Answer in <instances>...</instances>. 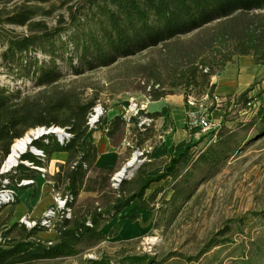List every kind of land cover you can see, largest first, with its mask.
<instances>
[{
    "label": "trees",
    "instance_id": "16d2710c",
    "mask_svg": "<svg viewBox=\"0 0 264 264\" xmlns=\"http://www.w3.org/2000/svg\"><path fill=\"white\" fill-rule=\"evenodd\" d=\"M16 1H22L16 10L0 9V31L7 34L1 57L11 70L33 72L32 78L41 89L26 93L0 86V163L9 156L15 141L29 131L42 127L65 129L72 135L65 143L56 138L57 134L33 143L46 152L47 159L28 153L23 160L46 168L53 153H69V160L54 175H44L63 198L69 197L72 216L57 221L55 241L39 237L40 232L47 231L45 228L13 224L8 236L18 239L10 245L0 242V264H38L79 255L106 241L103 227L128 209L131 213L123 217L133 221L145 211H156L172 221L201 186L222 173L251 142L264 137L261 104L251 119L236 128L221 125L204 147L200 148L204 137L189 140L183 153L173 156L157 176L147 177L149 163H144L115 188L113 178L124 163L153 138L154 121L143 130L138 116L130 122L123 115L110 122L101 119L98 128L108 130L114 147L129 144L117 169H102L97 177H89L99 150L94 143L84 141L98 97H86L85 87H61L66 75L57 62L61 58L68 62L72 74L82 75L145 54L144 62L133 67L138 83L133 90L143 92L151 101H160L175 94L169 84L182 83L187 104L193 95L207 94L214 99L218 84L213 77L236 58L254 56L258 64H264V0H0V5ZM58 1L61 8L67 7L69 17H61L56 27L36 21L39 16L55 12ZM4 24L27 26L31 33L16 34L6 30ZM70 27L74 30L69 40L57 47L58 39ZM57 48H61L62 55H57ZM42 51L49 53L51 61L38 67L39 60L30 55ZM252 91L243 92L240 100L251 103L248 96ZM141 116L152 119L161 114L143 111ZM41 174L38 169L20 164L11 178L36 182ZM154 183L162 184L152 189ZM84 188H97L100 193L78 203ZM18 204L17 198L8 220ZM126 261L155 262L148 256H132ZM90 264L110 263L102 259L91 260Z\"/></svg>",
    "mask_w": 264,
    "mask_h": 264
},
{
    "label": "rangeland",
    "instance_id": "374dc122",
    "mask_svg": "<svg viewBox=\"0 0 264 264\" xmlns=\"http://www.w3.org/2000/svg\"><path fill=\"white\" fill-rule=\"evenodd\" d=\"M19 5H22V1L6 6L0 5V9L6 7L9 11H14ZM61 7V2L58 1L54 6L55 12L49 16H39L36 21H46L50 27H56L61 17H69L67 7ZM4 27L16 34L31 33L27 26L4 24ZM73 30V27L67 29V33L58 39L57 47H60L61 42L69 40ZM6 41L7 34L0 31V86L9 87L12 90L21 89L26 93L40 91L41 88L32 78L33 72L28 73L26 69L17 68L11 70L5 66L1 53L6 47ZM68 46L72 48V44ZM57 49V55H62L61 48ZM144 55L133 57L127 62L121 60L113 66L98 68L82 75L72 74L68 62L58 57L57 62L66 75L60 82V86L63 88L85 87L86 97H98L97 105H102L106 111L102 119L107 120L112 115L109 113L110 110L119 109L124 104L127 110L132 99L142 102L146 96L141 91L133 90V87L138 85L133 77V67L144 62ZM30 57H36L39 60L38 67L48 65L51 61L49 53L43 51ZM243 60L250 65L249 72L255 73L258 69L260 70L259 75L256 74L257 80L248 88L253 89L248 96L251 105L240 100L241 94L221 96L216 92L214 99L207 94L193 95L196 106L191 110L188 108L186 126L188 132L186 137L182 136L181 141L197 140L193 136L194 130L192 132L189 125L190 111L209 117L214 123L236 128L239 123L251 119L260 105L264 104V64H258L254 56ZM243 60L235 59V66L231 68L235 78L243 75L244 71L237 67ZM228 67H231V64ZM222 73L213 77L212 81L217 83L215 80L219 79ZM226 77L227 75H222V80L224 81ZM168 87L174 90V95L184 93L182 83L169 84ZM186 105L188 106L187 103ZM61 130L64 129L61 128ZM212 133L214 132L203 135L204 138L201 137L200 148L213 138ZM56 138L62 137L57 134ZM171 140L178 143L179 137L172 136ZM145 147L151 151L148 146ZM132 157L133 155L128 161L132 160ZM150 158L149 153V161ZM21 160L24 161L21 158L20 163ZM128 161L121 169L126 167ZM153 168L148 166V170H154ZM157 168L160 169V167ZM154 172L157 171L154 170ZM13 174L6 176L11 177ZM12 181L16 187L17 180ZM31 185L17 187V193L20 189ZM157 185L154 184L152 189L157 188ZM6 206L8 205L0 208ZM127 213H131V209L103 227L102 230L108 236L106 241L86 248L79 255L38 264H90L91 260L102 259L110 264H130L126 260L132 256L151 257L155 261L152 264H264V137L251 142L244 151L229 161L222 173L201 186L174 220L167 221V216L160 215L156 211H145L138 221H133L123 217Z\"/></svg>",
    "mask_w": 264,
    "mask_h": 264
},
{
    "label": "crops",
    "instance_id": "0c3cea01",
    "mask_svg": "<svg viewBox=\"0 0 264 264\" xmlns=\"http://www.w3.org/2000/svg\"><path fill=\"white\" fill-rule=\"evenodd\" d=\"M246 57H240V59H245ZM238 59V58H237ZM253 60V59H252ZM238 69L243 72V75H239L237 78L233 75L234 63L231 67H228L224 71L217 82V94L221 96L233 95L238 96L247 90L251 84L257 80V75H259L260 70L255 73L249 72V66L247 63L240 61ZM252 64V61H250ZM260 68V66L258 65ZM259 72V73H258ZM257 74V75H256ZM222 75H227L226 79L223 81ZM264 86V82H263ZM143 101L147 102L149 113H160L161 116L153 117L154 121V136L151 138L145 146H148L150 151V161L149 166L154 167V170H149L147 177L156 176L164 171V169L169 165L170 159L173 156H177L185 150L188 143L181 141L182 136H187V114L188 106L185 102L184 93H178L176 95L168 96L160 101H147V97L144 96ZM126 104H124L125 106ZM124 106L119 109L110 110V117L107 119L109 122L112 121L116 116L123 115L126 111ZM129 106V105H128ZM127 106V107H128ZM126 107V108H127ZM174 124V125H173ZM108 130H102L98 127L90 129L84 143L90 141L97 145L99 150V158L96 164L89 172V177L95 178L102 169H117L121 163V158H123L126 152V146L129 143L124 144L122 148L114 147L111 140L107 136ZM179 137V142H172L171 137ZM69 153L67 152H55L49 159L46 166L48 175H54L59 166L65 164L69 160ZM157 167H160L158 170ZM161 185V183H154ZM153 184V185H154ZM152 185V186H153ZM58 192L55 189L54 183L44 174H41L36 182L28 188H22L18 191L19 204L16 206L13 216L10 220L8 217L13 209V205H8L3 208L0 214V242L4 245H10L17 241V237L8 236V231L11 226L17 222L21 223V219L24 217L40 218L41 215L50 207L55 204L56 194ZM100 191L97 188H84L79 197L78 203L84 202L89 197H97ZM39 237L44 240L55 241L57 238V233L54 230L43 231L39 233Z\"/></svg>",
    "mask_w": 264,
    "mask_h": 264
},
{
    "label": "built area",
    "instance_id": "2783aa9c",
    "mask_svg": "<svg viewBox=\"0 0 264 264\" xmlns=\"http://www.w3.org/2000/svg\"><path fill=\"white\" fill-rule=\"evenodd\" d=\"M217 99L219 100L218 97H217ZM147 101L148 102L151 101L150 98H147ZM249 105H251V103H249ZM195 106H196V102L191 97L188 100V108L191 110ZM147 108H148L147 102H145V101L139 102L135 99H132L127 110L123 113V116L128 122L131 121L132 117L138 116L140 119L139 127L141 129L145 130V127L150 126L151 123L153 122V119L146 117V116H141V112H143V111L147 112ZM105 113H106V111L104 110L102 105H97L93 109V111L91 112V114L89 116V119H88L89 128L93 129V128L98 127L101 119L105 116ZM189 117L191 119L190 123H189L190 129L192 130V132L194 130L193 136L197 140L200 139L205 134H208L210 132H216L221 126L218 123H214L212 121V119L209 117L200 116L198 114V112H196V111H190ZM41 129L45 130L46 127H42ZM36 130H39V128H37ZM63 131H64V136L62 138H60L61 143H65V141L67 139L72 137V135L70 133H68L65 129ZM47 132L48 131H46V133L43 134L41 137H37V136L33 135V139H32V142L30 143L29 148L26 149L25 152H21V155L19 156L20 159L21 158L23 159V157L25 155H27L28 153H32L33 155H35L39 158L46 159L47 158L46 152L44 150H41L37 147L32 146L33 145L32 143L34 141H37V140L43 138L44 136H46ZM18 141L19 140H16V142H18ZM14 145H15V143L13 144V146ZM13 146H12V151H13ZM149 153H150V150L147 148H144L142 150H136L133 154L132 159L136 156L137 160L135 161V163L133 165H130L131 160L128 161V163L125 167V168H127V172H125V174L123 176H121L120 178H117L116 177L117 175H116L113 178V186L115 188H117V187H119V185L121 184L123 179L131 178L134 170H136L138 167H140L141 165H143L144 163L149 161ZM6 161L3 162L2 164L0 163V167H1V171H0V207H2L3 205L12 204L16 201L17 196H18V193L16 190L17 187L20 188V187H24V186L31 185V184L35 183L34 180H21V181H16L17 184L15 187V184L13 183L10 175L6 176L7 174L15 173V169H17L21 163L25 164L29 167H32L34 169H38L43 174H45L47 172L46 168L34 166V164L28 160H26V161L21 160V163L19 162L18 164H15V165L11 166L9 169L5 170L4 167H5ZM55 199H56L55 204L50 208V210L45 212L43 214V216L40 217V219L24 217L21 219V223L24 224L28 229L45 228V229H47V231H50V230H54L57 221L60 220L61 218H64V217L71 218L72 208L69 207V205H68L69 197L67 196V197L63 198L59 193H57ZM51 244H52V242H51Z\"/></svg>",
    "mask_w": 264,
    "mask_h": 264
},
{
    "label": "bare ground",
    "instance_id": "6f19581e",
    "mask_svg": "<svg viewBox=\"0 0 264 264\" xmlns=\"http://www.w3.org/2000/svg\"><path fill=\"white\" fill-rule=\"evenodd\" d=\"M47 131V128L41 129L39 128V130L33 129L31 130L25 137H23L22 139H19L18 142H15V145L13 146V151L10 152L9 156L7 157V161L5 164L4 169H9L11 166L18 164L20 162V155L21 152H25L26 149L29 148L30 143L32 142L33 139V135L37 136V137H41L43 134H45ZM62 131L63 130H58L57 133L59 134V136H63L62 135ZM137 160V157L135 156L132 160L130 165H133L135 163V161ZM125 174V169H121L116 175L117 178H120L121 176H123Z\"/></svg>",
    "mask_w": 264,
    "mask_h": 264
},
{
    "label": "water",
    "instance_id": "95a60500",
    "mask_svg": "<svg viewBox=\"0 0 264 264\" xmlns=\"http://www.w3.org/2000/svg\"><path fill=\"white\" fill-rule=\"evenodd\" d=\"M58 130H61V128L60 127H51V128H47V135H49V134H58L57 133V131ZM62 135L64 136V131H62ZM62 136V137H63ZM125 172H127V168H125Z\"/></svg>",
    "mask_w": 264,
    "mask_h": 264
}]
</instances>
